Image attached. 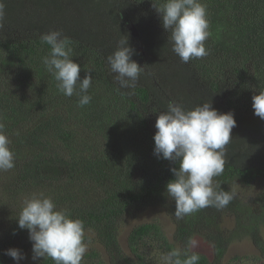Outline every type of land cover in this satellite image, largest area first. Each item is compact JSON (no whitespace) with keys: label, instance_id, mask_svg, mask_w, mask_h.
Returning a JSON list of instances; mask_svg holds the SVG:
<instances>
[{"label":"trees","instance_id":"16d2710c","mask_svg":"<svg viewBox=\"0 0 264 264\" xmlns=\"http://www.w3.org/2000/svg\"><path fill=\"white\" fill-rule=\"evenodd\" d=\"M163 2L4 0L0 117L15 167L0 171V264H17L5 255L11 248L25 255L19 264H54L32 259L29 232L18 227L24 200L41 192L84 221L88 251L82 264H153L155 250L162 256L183 250L197 235L213 247L211 259L196 252L198 264H230L229 246L244 236L264 255V120L252 107V97L264 91V0H202L211 51L187 64L171 51L170 33L154 6ZM53 30L70 39L81 78L92 72V100L84 107L77 96L58 91L41 62L50 47L39 38ZM121 39L134 49L132 59L145 66L134 91L121 88L107 64ZM170 101L186 109L211 101L220 113L235 115L224 173L214 178L235 196L221 210L207 207L182 220L174 215L166 185L178 163L154 155L153 139L158 115ZM257 181L258 192L244 194ZM159 205L173 219L172 237L159 221L144 222L130 231L126 250L120 239L126 218ZM230 216L233 228L224 225Z\"/></svg>","mask_w":264,"mask_h":264},{"label":"clouds","instance_id":"9594fccd","mask_svg":"<svg viewBox=\"0 0 264 264\" xmlns=\"http://www.w3.org/2000/svg\"><path fill=\"white\" fill-rule=\"evenodd\" d=\"M154 6L161 14L163 28L170 33L171 51L182 63L210 54L211 50L205 45L211 36L209 13L202 0H164ZM4 9V0H0V28H3ZM39 39L50 47L41 62L57 81L58 91L66 97L77 96L79 107L88 105L92 100L88 94L92 72L87 70L81 78V66L73 60L70 39L62 30L50 31ZM133 55L134 49L128 45V40L121 39L116 50L107 57L112 78L121 88L132 91L145 71V66L132 59ZM252 101L254 115L264 120V91L254 95ZM236 124L233 112L220 113L211 101L193 109L170 101L167 110L158 115L153 137L154 155L178 163V167L171 168L174 179L166 185L168 196L175 201L177 220L207 207L221 210L234 199L235 193L223 190L214 178L224 173L227 146ZM4 129L0 117V171H9L15 167V153ZM18 227L29 232L33 260L50 258L54 264H82L88 251L84 221L72 218L67 209L58 208L54 199L43 192L24 200ZM197 243L196 239L189 238L185 249L173 248L163 256L164 264H198L200 255L192 251ZM5 255L17 264L26 258L17 248L5 250Z\"/></svg>","mask_w":264,"mask_h":264},{"label":"rangeland","instance_id":"374dc122","mask_svg":"<svg viewBox=\"0 0 264 264\" xmlns=\"http://www.w3.org/2000/svg\"><path fill=\"white\" fill-rule=\"evenodd\" d=\"M259 185L260 181H257L256 185L252 186L251 188L245 187L242 190L244 194L250 197V195L256 194L258 192V189H260ZM153 220L159 221L162 224L163 229L166 231L167 236L170 238L172 237L174 230V224L172 222L173 219L169 211L164 208V206L159 205L155 207H148L144 212L136 216H129L126 218L122 225V232L120 235L122 246L128 250L127 238L133 227ZM234 222L235 219L231 216L225 217L224 219V225L229 228H233ZM194 239H196L198 243L197 247L192 249V251L202 253L211 259L213 256V247L211 243L199 235L195 236ZM94 246L104 254V249L99 243H94ZM153 254L155 256L153 264H164L163 256L161 255L160 250H155ZM225 261L230 262V264H264V255L250 239V237L244 236L243 238L237 239L230 244Z\"/></svg>","mask_w":264,"mask_h":264},{"label":"water","instance_id":"95a60500","mask_svg":"<svg viewBox=\"0 0 264 264\" xmlns=\"http://www.w3.org/2000/svg\"><path fill=\"white\" fill-rule=\"evenodd\" d=\"M129 28L132 30V32L135 36L139 35V33H138V31L134 25H129Z\"/></svg>","mask_w":264,"mask_h":264}]
</instances>
